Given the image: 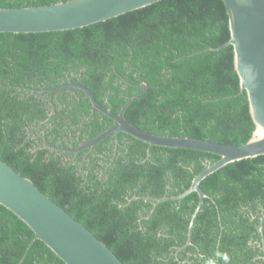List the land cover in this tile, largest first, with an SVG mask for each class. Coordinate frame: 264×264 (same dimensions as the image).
I'll return each mask as SVG.
<instances>
[{"label":"trees","instance_id":"1","mask_svg":"<svg viewBox=\"0 0 264 264\" xmlns=\"http://www.w3.org/2000/svg\"><path fill=\"white\" fill-rule=\"evenodd\" d=\"M66 0H0V7ZM222 0H159L73 29L0 33V158L89 228L124 264H264V154L224 165L200 186L209 197L185 245L193 177L218 155L108 134L114 121L69 80L156 134L240 145L254 129L234 68ZM214 49H211V48ZM155 204V205H154ZM0 205V264H66ZM27 254L23 259L27 247Z\"/></svg>","mask_w":264,"mask_h":264},{"label":"water","instance_id":"2","mask_svg":"<svg viewBox=\"0 0 264 264\" xmlns=\"http://www.w3.org/2000/svg\"><path fill=\"white\" fill-rule=\"evenodd\" d=\"M159 0H66L42 6L0 7V33H29L73 29L119 16L126 12L145 7ZM228 15L229 40L215 49L232 45L234 68L239 77L241 92H246L249 113L254 129L250 138L232 145L208 139L188 136L163 135L143 130L125 117L127 106L141 97L148 89L144 81L142 91L131 97L118 113L101 104L91 89L72 82L60 83L54 88L74 86L88 97L93 108L114 121L93 139L79 143L76 147H65L50 143L43 134L44 148L79 152L93 147L110 133L130 134L150 145L200 150L219 156L193 179L190 187L175 196L156 198V202L181 198L194 191L199 197L191 216L185 245L191 243L193 223L203 199L209 195L203 191L200 182L207 175L224 165L244 158L264 154V0H222ZM211 49H214L213 47ZM0 205L14 213L28 225L35 240L44 242L66 264H124L121 259L89 228L71 216L63 207L42 192L31 179L21 175L0 158ZM155 205V204H154ZM261 225L259 230H263ZM27 247L24 255L30 247Z\"/></svg>","mask_w":264,"mask_h":264}]
</instances>
